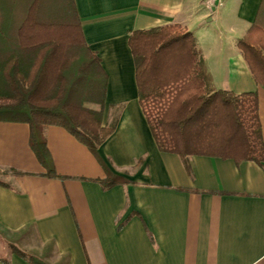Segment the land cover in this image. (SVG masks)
<instances>
[{
    "label": "crops",
    "instance_id": "1",
    "mask_svg": "<svg viewBox=\"0 0 264 264\" xmlns=\"http://www.w3.org/2000/svg\"><path fill=\"white\" fill-rule=\"evenodd\" d=\"M202 2L72 0L102 81L91 109L114 128L99 155L129 182L105 190L103 164L58 126L45 129L50 176L30 126L0 122V264H264V163L159 152L139 100L131 33L178 25L217 90L258 94L264 138V87L239 48L263 0H225L214 14Z\"/></svg>",
    "mask_w": 264,
    "mask_h": 264
},
{
    "label": "trees",
    "instance_id": "2",
    "mask_svg": "<svg viewBox=\"0 0 264 264\" xmlns=\"http://www.w3.org/2000/svg\"><path fill=\"white\" fill-rule=\"evenodd\" d=\"M5 1L0 0V122L30 126L31 148L50 176H56V171L45 129L58 126L103 164L105 190L128 183L113 174L99 155L114 128L103 126V110L87 108L88 101H81L74 89L81 86L82 74L90 72L92 61L98 69L80 20L73 16L70 24L40 22L41 0H33L13 25L16 11ZM129 47L140 104L159 152L176 154L185 162L198 156L264 163L258 94L217 90L191 33L178 25L135 31ZM78 48L91 59L81 58ZM239 48L256 83L264 87V0L257 22ZM29 260L44 264L35 257Z\"/></svg>",
    "mask_w": 264,
    "mask_h": 264
},
{
    "label": "rangeland",
    "instance_id": "3",
    "mask_svg": "<svg viewBox=\"0 0 264 264\" xmlns=\"http://www.w3.org/2000/svg\"><path fill=\"white\" fill-rule=\"evenodd\" d=\"M33 0H6L5 2L8 3V8L11 7L14 8L16 11L15 13V20L13 21L14 24H17L22 18L24 14H26V10L29 7V5L32 3ZM10 9V11H11ZM13 10V9H12ZM74 12H73V6H72V0H41V6H40V17L39 21L44 23H62V24H70L72 20L74 19ZM11 24V25H12ZM79 49V48H78ZM79 52L81 53L80 57H84L87 60H90L91 57L87 54V52L80 48ZM91 70L88 72L85 76H83L80 79L81 86L75 87V91L78 92L76 94H79V99L81 101H88L86 107L92 108L93 101L98 100L99 95L102 93L101 84L102 81L99 79V75L97 73V66L92 61L91 62ZM75 94V95H76ZM78 99V98H77ZM76 99V101H77ZM96 100V101H97ZM4 175L2 171H0V176ZM6 239L9 241L10 238L7 235H4Z\"/></svg>",
    "mask_w": 264,
    "mask_h": 264
},
{
    "label": "built area",
    "instance_id": "4",
    "mask_svg": "<svg viewBox=\"0 0 264 264\" xmlns=\"http://www.w3.org/2000/svg\"><path fill=\"white\" fill-rule=\"evenodd\" d=\"M224 2L225 0H203L202 6L211 14H214L220 7L224 5Z\"/></svg>",
    "mask_w": 264,
    "mask_h": 264
}]
</instances>
